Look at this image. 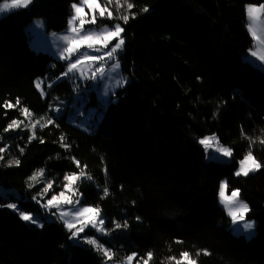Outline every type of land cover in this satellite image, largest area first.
Returning <instances> with one entry per match:
<instances>
[{"label":"trees","instance_id":"trees-1","mask_svg":"<svg viewBox=\"0 0 264 264\" xmlns=\"http://www.w3.org/2000/svg\"><path fill=\"white\" fill-rule=\"evenodd\" d=\"M77 1L34 0L0 18V185L13 190L0 193V264H106L96 247L73 243L62 220L40 227L19 217L44 212L40 201L81 171L80 204L99 207L108 234L97 239L116 260L135 252L148 264H264V167L235 175L248 150L264 165V69L245 59L254 44L246 5L264 0H122L111 22L124 28L119 60L131 80L106 105L63 76L66 62L34 49L26 31L36 17L63 30ZM25 108L54 125L26 127ZM13 120L20 124L5 132ZM209 135L232 148L230 162L207 158L199 141ZM38 169L43 180H29ZM224 179L257 222L250 238L233 232L220 204Z\"/></svg>","mask_w":264,"mask_h":264},{"label":"snow or ice","instance_id":"snow-or-ice-1","mask_svg":"<svg viewBox=\"0 0 264 264\" xmlns=\"http://www.w3.org/2000/svg\"><path fill=\"white\" fill-rule=\"evenodd\" d=\"M33 0H5L4 3L0 4V13L9 12L15 9L20 8H27ZM83 4H86L89 6L90 9L95 12L96 9H99V17L103 18L106 16V10L96 2V0H82ZM71 8L74 10V14L70 16V18L67 21L68 28L66 29L67 32L70 33V35H64L62 37L63 41L66 42V47H63L60 58L64 61H66V68L67 71L64 72L62 75L65 77H75L77 73V69H80V75H83V68L86 66L87 63L100 61L101 64L99 67H96L94 71H92L91 79H96V74L99 73L101 76L105 75L104 71V63L106 62L105 58L107 60H113L115 55L118 53V50H121L125 44V40L123 38L124 28L121 26V23H115L111 28L104 27L101 31L97 32L95 27L88 28L85 30L86 24H97V17L95 15L92 16V19L86 20L85 18V10L83 7L80 6L78 3H73L71 5ZM133 4L127 3V9H132ZM145 12L148 11L147 8L143 9ZM262 10H264V3H260L257 5H248L247 6V16L250 21H256L258 17V13H260ZM107 17L111 18L112 13L107 12ZM134 18V14H133ZM120 19L123 21L124 24H127L129 21V15H122ZM78 21V26H75V22ZM253 28L252 23L249 24V30L251 31ZM253 36L256 35L255 31H252ZM115 41L114 44L112 42ZM112 44L110 47V50L104 51L102 55L100 54H90V53H99L102 49H108L109 45ZM97 45L101 47H97ZM253 56H255V53H253ZM74 58V59H73ZM261 59H264V57H261ZM120 68L119 60H116L114 63L111 64V69L113 71ZM35 87L37 89L41 88L40 82H37L35 84ZM43 95V93H42ZM19 102V101H17ZM8 107H15V105H7ZM23 113L27 116L28 115V109H22ZM49 125H54V120L49 119L47 121ZM18 127V123L16 120H13L10 124H8L7 128H5V132L9 131L10 129H14ZM27 127V125H26ZM32 127H35V125H32ZM33 137H29V140H31ZM64 138L61 137V140ZM43 142V141H41ZM208 142L207 138L201 139L199 143L206 144ZM260 143L264 144V139L260 140ZM63 147L65 149L69 148L70 145L64 144ZM5 151L4 148H0V153H3ZM21 152H23V149H20ZM219 153H222L225 157H231L233 154V150L231 147H222L219 150ZM3 157L0 156V159ZM210 159H215V156L210 155ZM74 163L79 166L80 161L75 159L73 157ZM9 165H19L20 161L17 160H10ZM239 169L236 171L235 175L240 176H248L252 172H256L264 165H262L260 162H258L255 157L253 156V152L251 150L247 151V154L243 156V158L239 161ZM44 174V169H39L38 171L34 172L32 176H30L28 179L35 181L38 176H42ZM85 176V173L81 171L79 175L77 173L73 172L70 174L64 175L63 179L66 181V183L63 184V188L66 191H61L59 193V196L52 195L50 199L47 200V203L45 205L46 208L48 207H55L59 208L62 205H74L70 215L73 217V219H68L69 213H61L60 218L63 221V224L66 229L70 230V235L73 238H78L82 233H85V230H91L95 229L98 233L103 234L105 232V229L103 228V225L105 224L104 219H98L100 217V209L99 207H76L75 205L78 202H74L72 199V196L67 195L66 192H72L73 195L76 193L75 185L79 180H81L82 177ZM89 180H91V177H88ZM33 185L28 184V187L31 188ZM53 187L52 183H48L46 187H44L43 192L47 193L49 189ZM225 188H226V182H221L219 185V195L221 197V202L225 203L228 207V214L231 216L232 221H236L237 219L243 220L245 217V214L250 211L249 205L246 202H243L239 199V193L240 189H234L231 192L230 196L225 195ZM105 196L108 195V188L102 189ZM6 195V194H4ZM35 200L36 198L33 197ZM7 207L16 209V204H8ZM19 217L25 221V222H31L32 224H37V218H35L31 213L27 211H20ZM140 218L137 217V220ZM40 227H43L42 224L38 225ZM99 226V227H98ZM115 229H120L122 227L121 224L115 223L114 225ZM124 228L127 227V221H125ZM254 228V222H247L244 224L245 230H250ZM86 242L89 245H96L97 250H102L103 256L107 259L111 260L113 259V253L110 249L104 248L103 245H99L97 243L96 239L93 238H87L85 237ZM200 253H197L199 255ZM204 254H208L206 251ZM147 256L149 259L152 256V253H147ZM182 256L187 259L189 257L188 252L182 253ZM137 253H132L131 255L127 256L126 260L124 261V264H131V262L136 259ZM139 264V262H137ZM143 264H148L147 260H144ZM188 264H196L195 260H188Z\"/></svg>","mask_w":264,"mask_h":264},{"label":"rangeland","instance_id":"rangeland-1","mask_svg":"<svg viewBox=\"0 0 264 264\" xmlns=\"http://www.w3.org/2000/svg\"><path fill=\"white\" fill-rule=\"evenodd\" d=\"M4 2H5V0H2V2L0 4H2ZM96 2L100 5V7L104 8L106 10V16L105 17H103V18L99 17V9H96L95 12H93V10L90 9L88 5L82 3V0H78L77 2H75V3L80 4V6L84 8L86 20L90 21L92 19L93 15H95L97 17V24L96 25L86 24L85 25V30H87L88 28L95 27L96 31L99 32L104 27L111 28L115 23H121L118 20L113 21V22H111V21L115 18L114 10H115L116 6L121 5L123 3L122 0H96ZM248 5H257L258 6L259 4H254V3L247 4L246 5V15H247V6ZM15 10H17V9H15ZM12 11H14V10H12ZM10 12L11 11L5 12V13H0V18H2L4 15H6V14H8ZM107 12H111L112 13V17L111 18L107 17ZM73 14H74V10H72L71 15H73ZM106 20H108V22H104ZM78 23L79 22L76 21L75 22V26H78ZM250 23H252V25H253V28H252L251 31L249 30V24ZM121 26H122V23H121ZM247 27H248V31H249L250 35L254 39V44H253V47L250 48L247 51V53L245 55V59H246V61H248L253 66L263 70L264 69V59H261V57H264V10H262L260 13H258L257 20L254 21V22L250 21L248 16H247ZM67 28H68V25H67L66 28H64L63 30H60V31L48 30L45 18L36 17L31 22L28 23V25L26 26V31H27V34L29 36L30 45L34 49L49 52V53L55 55L57 58L61 59L60 58V53H61L63 47H66V42L63 41L62 37L64 35H70V33L66 31ZM252 31L256 32L255 36H253ZM114 43H115V41L112 42V44H114ZM112 44L109 45L108 49H102L99 53H90V54H100V55H102L104 51L110 50V47L112 46ZM97 47H101V46L97 45ZM121 50H118V53L115 55L113 60L109 61V60H107V58H105V60H106V62L104 63L105 75L101 76L99 73H97L96 74V76H97L96 79H91L90 78L91 75H92V71H94V69L96 67H99L100 64H101L100 61H95V62L87 63L86 66H84L83 75H80V69L78 68L76 76L74 77L77 80L82 81L83 83L88 85L89 89H94L96 91V95H97V97L99 99V103H101L103 105L108 104L110 102V100L112 99L113 95L116 93V91L118 89H120L121 87L126 86L129 83V81L131 80L130 76L126 75L123 72V70H122L121 61L119 60V54H120ZM253 53H255V56H253ZM116 60H119L120 68L115 70V71H113L111 69V64L114 63ZM62 61H64V60H62ZM64 62H66V61H64ZM66 71H67V68H66ZM95 110L96 109L93 108V111H95ZM55 112L57 114H59L58 113L59 112L58 109H55ZM26 118H27V122H26L25 125H27V127L29 126L30 128H34V127H32V125L37 126V125L43 124V123L48 121V119L45 118V117H43L41 119H35L32 116H30L29 114L26 116ZM87 120H88L87 118H83L82 122L84 123ZM72 121L74 123H76L74 119ZM17 123H18V125L20 124L19 121H17ZM204 138H207V140H208V142L206 144H203V146L205 147L207 158L209 160H214V161H219V162H224V163L230 162L232 160V156L231 157H225V156H223L222 153H219L218 150L220 148L227 147V146L223 145L219 141L217 136L209 135V136H206ZM204 138H202V139H204ZM210 155L215 156V159H210L209 158ZM239 166H238L237 170L239 169ZM252 173H254V172H252ZM43 175L42 176H38L36 178V182L37 183H40L43 180ZM240 176H243V175H240ZM222 182H226L225 195L226 196H230L231 192L228 191L227 180L224 179V180H222ZM47 184H48V182H47ZM46 185H45V187H46ZM51 190H52V188L49 189V191L47 193H43V196L47 195ZM12 191L13 190H7L2 185H0V193L1 194L4 195L7 192L10 193ZM62 191H66V190L63 188ZM60 192L54 193L53 195L59 196ZM66 194L72 196V199H73L74 202H78L75 205L76 207H93L91 205H82V204H80L81 198L79 197V195L77 193V190H76L75 195H73L72 192H66ZM43 196L41 195V197H43ZM239 199L242 200L243 202H246L240 196V193H239ZM47 200L44 203L40 201L41 206L44 209V212H42V213H31L35 218H37V224H35V225H37V226L40 225V224L43 225L46 221H51V220H54V219H60L61 220L60 214L62 212L63 213H69L67 218L68 219H73V217L70 215V213H71L74 205H62L59 208H55V207L46 208L45 205L47 203ZM219 201H220V204L222 205V207L226 210L227 215L231 219V216L228 214V211H229L228 207H227V205L225 203L221 202L220 195H219ZM247 214H248V212L245 214V217H244L243 220L237 219L236 221H232V219H231V227H232L233 232L236 235H244L247 238H250L253 235H255V233H256L257 222H256V220L249 219L247 217ZM98 219H104L105 220V224L103 225V228L105 229V232L103 234L98 233L95 229H91V230L86 229L85 233H82L80 235V237H78V238L71 237L70 238L71 241L73 243H77V244L89 245L86 242V239H85V237H87V238L96 239L97 243L99 244L98 239H97V235L105 236V235L108 234V230H107V227H106V219L102 218L101 214H100V217H98ZM249 221L254 222V228H252L250 230H245L244 229V224L249 222ZM92 246L97 248L96 245H92ZM100 251L102 252V250H100ZM126 258H124L122 260H116L114 258V256H113V259L109 260V259H107L105 257L106 264H124V261L126 260ZM144 260H146V259L142 258L141 260L137 261V257H136V259H134L131 262V264H137V262H139V264H143Z\"/></svg>","mask_w":264,"mask_h":264}]
</instances>
